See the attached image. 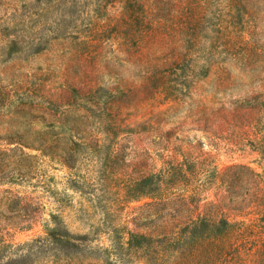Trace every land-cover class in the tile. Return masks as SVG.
Masks as SVG:
<instances>
[{
  "label": "rangeland",
  "instance_id": "374dc122",
  "mask_svg": "<svg viewBox=\"0 0 264 264\" xmlns=\"http://www.w3.org/2000/svg\"><path fill=\"white\" fill-rule=\"evenodd\" d=\"M0 264H264V0H0Z\"/></svg>",
  "mask_w": 264,
  "mask_h": 264
},
{
  "label": "trees",
  "instance_id": "16d2710c",
  "mask_svg": "<svg viewBox=\"0 0 264 264\" xmlns=\"http://www.w3.org/2000/svg\"><path fill=\"white\" fill-rule=\"evenodd\" d=\"M61 225V224H59ZM51 242H57L58 244H73L74 237H72L68 232H66L61 226L59 228L53 230L52 232H48Z\"/></svg>",
  "mask_w": 264,
  "mask_h": 264
}]
</instances>
